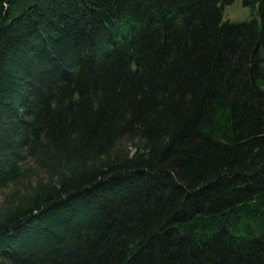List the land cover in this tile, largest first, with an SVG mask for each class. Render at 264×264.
<instances>
[{
  "label": "trees",
  "instance_id": "1",
  "mask_svg": "<svg viewBox=\"0 0 264 264\" xmlns=\"http://www.w3.org/2000/svg\"><path fill=\"white\" fill-rule=\"evenodd\" d=\"M0 0V264H264V0Z\"/></svg>",
  "mask_w": 264,
  "mask_h": 264
},
{
  "label": "rangeland",
  "instance_id": "2",
  "mask_svg": "<svg viewBox=\"0 0 264 264\" xmlns=\"http://www.w3.org/2000/svg\"><path fill=\"white\" fill-rule=\"evenodd\" d=\"M251 18L250 11L243 6L242 0H235L234 3L226 9L225 19L230 21H245Z\"/></svg>",
  "mask_w": 264,
  "mask_h": 264
}]
</instances>
